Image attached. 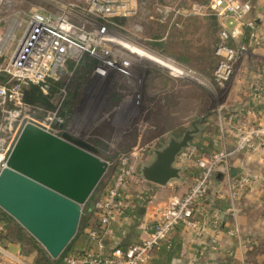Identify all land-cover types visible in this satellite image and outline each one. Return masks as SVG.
Masks as SVG:
<instances>
[{
  "label": "built area",
  "instance_id": "obj_1",
  "mask_svg": "<svg viewBox=\"0 0 264 264\" xmlns=\"http://www.w3.org/2000/svg\"><path fill=\"white\" fill-rule=\"evenodd\" d=\"M176 2L166 7L172 16L168 31L182 26L180 16L185 13L217 17L220 30L219 44L215 50L218 65L214 71V83L217 86L227 85L234 79L236 66L250 54L251 42L264 33L258 29L255 21L248 18L257 8L256 4L253 0H211L207 7L195 5L184 11L183 0ZM91 3V11L103 18L102 24L90 22L86 27L71 20L67 14L54 15L35 10L25 17L16 13L5 32H1L0 27V77L7 79L6 83L0 82V172L7 167L9 156L27 125L37 126L59 138L64 134L73 139L77 137L68 122L70 117L61 115L68 95L67 85L60 89L62 98L55 110H44L28 104L25 90L30 85L39 86L47 95L49 80L69 83L85 58L95 62L93 73L101 79L115 74L130 83L137 80L134 65L136 59L142 58L133 46L145 48L126 42L110 31V26L119 25L116 19L126 18L131 13L119 0H92ZM260 10L264 11V5ZM228 21H232L233 25L229 26ZM18 32L21 36L9 57L8 46L16 39ZM247 39L249 42H246ZM167 61L181 69L186 76H178L177 72L176 75L170 71L172 75L194 76L190 69ZM256 95L259 98L263 95L260 83L256 87ZM40 114L43 117L39 119L37 116ZM245 115L242 120L239 113H233L229 118L231 122H236L227 134L232 141L229 149L208 156L198 154L196 149L183 154L185 159L195 157L197 166L188 192L166 205L158 221L150 228L147 239L132 243L125 249L113 246L106 240L110 226L118 221L125 209L133 206V200L126 198V195L136 176V169L130 155H121L109 186L93 205L97 226L88 232L93 247L83 252L71 250L62 259V264H148L153 253L177 229L184 227L202 235L195 213L207 195L217 169L238 154L257 153L264 145V124H255L256 111L248 109ZM257 180L255 176L244 175L236 183L240 188H247ZM136 200L143 202L144 196L137 195Z\"/></svg>",
  "mask_w": 264,
  "mask_h": 264
},
{
  "label": "rangeland",
  "instance_id": "obj_2",
  "mask_svg": "<svg viewBox=\"0 0 264 264\" xmlns=\"http://www.w3.org/2000/svg\"><path fill=\"white\" fill-rule=\"evenodd\" d=\"M91 1L0 0L1 32L6 31L16 13L25 17L35 10L54 15L67 14L71 20L86 27H89L90 22L102 24L103 18L91 11ZM119 1L125 3L131 14L126 18H119L122 22H116L119 24L116 27L110 26V31L126 42L145 48L133 46L143 57H147L135 61L134 73L137 80L130 83L115 74L101 79L83 61L79 67L81 72L74 73L70 88L71 94L76 92L69 103L72 105V113L68 116L73 134L77 136L74 139L90 144L97 150L96 155L108 163L106 174L91 197L101 195L107 189L121 155L128 154L132 159L140 158L156 149L165 148L172 139H176L172 137V133L178 128L188 127L191 131L208 123L219 124L217 121L220 114L225 113L222 105L229 99V88L233 81L225 86H217L213 80L218 63L215 55L220 30L217 17L185 13L180 16L182 26L168 31L172 16L166 14V7L176 4L177 0ZM210 1L183 0L182 5L184 11H187L195 5L207 7ZM186 21L190 23L186 24ZM228 25L232 26L233 22L228 21ZM20 36L21 33L18 32L16 39L10 42L7 49L9 57L16 49ZM148 52L190 69L194 76L172 75L169 70H175L178 74L177 68ZM241 64L242 62L236 66L237 73L234 77ZM80 77L78 86L75 82ZM138 95L139 98L136 99ZM61 98L60 93L57 94L52 98V105L57 107ZM37 117L41 118L40 115ZM183 137L184 135L177 140L181 141ZM161 140L165 144L158 149L157 144ZM137 162L141 164L140 161ZM83 219L82 214L81 222ZM39 245L52 259L44 247L40 243ZM44 258L46 256L40 260L43 261Z\"/></svg>",
  "mask_w": 264,
  "mask_h": 264
},
{
  "label": "crops",
  "instance_id": "obj_3",
  "mask_svg": "<svg viewBox=\"0 0 264 264\" xmlns=\"http://www.w3.org/2000/svg\"><path fill=\"white\" fill-rule=\"evenodd\" d=\"M253 2L257 8L248 18L255 21L263 32L264 11L260 7L264 5V0ZM166 14H169L167 10ZM189 23L186 21V24ZM240 66L230 85L229 99L222 105L225 113L220 114L219 124L208 123L199 127V133L190 147L178 156L175 167L181 170L179 179L160 186L143 178L142 171L155 161L157 149L132 159L136 176L131 181L126 198L133 200V206L125 209L118 221L110 226L106 237L109 244L125 249L149 237L150 228L158 221L161 211L170 201L185 195L192 185L197 172L196 159H185L183 154L196 149L198 154L208 156L229 149L232 141L227 134L236 124L229 119L233 113H239L242 120L248 109H254L257 113L255 124H264V33L251 42V52ZM259 83L263 88L260 98L256 95ZM189 129L178 128L172 137L177 139ZM162 141L157 144L158 149L164 146ZM244 175L255 176L258 180L252 186L240 188L236 182ZM137 195L144 196V201L136 200ZM99 197L98 194L91 197L83 208L87 221L72 250L83 252L93 247L88 232L97 226L93 205ZM195 218L202 235L184 227L177 229L153 253L148 264H264V145L257 153L238 154L217 169ZM14 228L13 223L0 215V264H36L37 252L25 255L15 237L8 236Z\"/></svg>",
  "mask_w": 264,
  "mask_h": 264
},
{
  "label": "water",
  "instance_id": "obj_4",
  "mask_svg": "<svg viewBox=\"0 0 264 264\" xmlns=\"http://www.w3.org/2000/svg\"><path fill=\"white\" fill-rule=\"evenodd\" d=\"M199 129L181 141L172 139L155 152L142 171L151 183L166 186L180 178L178 156L190 147ZM90 144L64 134L56 137L27 125L0 172V208L15 219L52 257L59 259L76 237L83 206L103 179L108 165Z\"/></svg>",
  "mask_w": 264,
  "mask_h": 264
},
{
  "label": "trees",
  "instance_id": "obj_5",
  "mask_svg": "<svg viewBox=\"0 0 264 264\" xmlns=\"http://www.w3.org/2000/svg\"><path fill=\"white\" fill-rule=\"evenodd\" d=\"M117 22H122V19H116ZM246 42H249L248 39L246 40ZM219 44V41H218ZM218 44L216 45V47L218 46ZM84 63L87 64V68L90 71H93L95 68V62L92 61L89 58H85L84 59ZM218 65V63H217ZM216 65V67H217ZM215 67V69H216ZM77 73L81 72V70H79V68L76 70ZM75 72V73H76ZM80 79H76V84L79 86L80 85ZM214 80V77H213ZM6 78L4 77H0V82L2 83H6ZM73 83V78L71 79V81L69 83H65L63 81H53V80H49L48 81V86H49V91L48 94H44L41 90V88L39 86L36 85H30L26 90H25V101L28 104L34 105L36 107L42 108L44 110H55L56 109V105L53 106L52 105V98H55V96L60 93V89L63 86L68 87V95H67V99L64 102V109L61 111V115L64 116L65 118H68V116H71L72 113V105H69L71 101V98L73 96H75L76 92L74 94L70 93V88L72 86ZM75 99V98H74ZM40 116L43 117L42 114H40ZM101 144V143H99ZM99 187V186H98ZM97 187V189H98ZM96 189V190H97ZM96 190L94 191V193L96 192ZM0 215L5 218L8 219L11 223H13L15 225L14 231H10L8 233V236H14L15 240H17L21 246H22V251L25 255H30L33 254L35 252H37L38 254V258L36 259V264H61L62 263V259L64 258V256L69 253L72 250L73 244L77 238V236L79 235L81 229H83V227H85L86 224V217H84L83 221L80 223V227H79V231L76 235V237L72 240V242L69 244V246L66 248V250L64 251V253L62 254V256L56 260L53 261L48 255H46L45 251L42 249V247L39 245V243L29 234L27 233L18 223H16V221L10 217L7 213H5L3 210L0 209ZM43 256H46V258L42 260H40V258H43Z\"/></svg>",
  "mask_w": 264,
  "mask_h": 264
},
{
  "label": "bare ground",
  "instance_id": "obj_6",
  "mask_svg": "<svg viewBox=\"0 0 264 264\" xmlns=\"http://www.w3.org/2000/svg\"><path fill=\"white\" fill-rule=\"evenodd\" d=\"M133 49H134V51H136V52L138 53V55H139L141 58H144V59L147 58V57H143V56L141 55V52H140L138 49H136V48H133ZM148 54L154 56L155 58L161 60L162 62H164V63H166V64L172 65L170 62H168L167 60L162 59L161 57L155 56V55H153V54H151V53H149V52H148ZM147 60H148V59H147ZM151 62H152V61H151ZM160 66L163 67V68H165V67L162 66V65H160ZM173 66H174V65H173ZM174 67L177 68L176 66H174ZM165 69H167V68H165ZM177 69H178V71H179L178 76H179V75H183V74H184V76H186L185 73H183L181 69H179V68H177ZM167 70H169V69H167ZM169 71H173V73L176 74V71H175V70H169ZM176 75H177V74H176Z\"/></svg>",
  "mask_w": 264,
  "mask_h": 264
}]
</instances>
